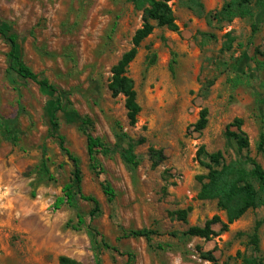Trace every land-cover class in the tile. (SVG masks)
I'll return each instance as SVG.
<instances>
[{"label": "rangeland", "instance_id": "rangeland-1", "mask_svg": "<svg viewBox=\"0 0 264 264\" xmlns=\"http://www.w3.org/2000/svg\"><path fill=\"white\" fill-rule=\"evenodd\" d=\"M202 1L207 13L226 2ZM171 5L179 31L156 28L128 69L142 109L135 126L129 123L125 97L115 98L109 90L113 67L132 49L144 23L143 12L128 0H0V22L19 35L22 61L69 94L60 115L61 134L80 160L83 193L95 197L101 209L91 221L93 204L80 201L79 213L119 250H104L101 264H212L201 252H212L218 264H241L239 253L264 262V207L250 210L212 240L184 236L217 215L227 220L216 201L198 199L200 178L208 173L198 157L200 147L211 154L222 151L227 163L239 158L227 127L242 119L250 140L242 155L264 168V155L258 152L264 133V10L255 9L253 19H236L215 30L182 0ZM229 32L236 41L226 51ZM8 52V42L0 37V120H16L15 141L0 132V264H58L62 256L97 264L86 227L74 229L78 212L67 205L54 207L72 179V166L49 138L56 94L9 76ZM205 109L209 124L197 133L194 125ZM84 117L93 122L92 134L109 145L115 144L117 124L132 138H145L147 143L137 150L142 164L133 169L118 153L99 155L101 169L95 174L87 139L79 130ZM44 147L55 180L38 184L33 198L31 183L38 182ZM150 147L166 154L158 168L148 159ZM105 182L116 193L112 202L103 193ZM188 208L192 211L186 222L172 216ZM260 221V250L255 251L250 239ZM141 229L159 236L152 242L122 238L123 231Z\"/></svg>", "mask_w": 264, "mask_h": 264}, {"label": "trees", "instance_id": "trees-1", "mask_svg": "<svg viewBox=\"0 0 264 264\" xmlns=\"http://www.w3.org/2000/svg\"><path fill=\"white\" fill-rule=\"evenodd\" d=\"M174 0H128L137 10L143 12V25L135 33L133 38V47L125 53L121 60L112 69V78L109 84V90L113 97H125V107L128 113V119L131 126H135L138 117L142 111L135 89L134 81L128 75V69L131 63L136 59L139 49L143 42L148 39L156 28H166L172 32H178L179 26L171 5ZM182 5L199 17L207 19L210 28L219 30L224 25L231 24L236 19H253L254 11L264 10V0H226L220 10L206 12L202 0H182ZM258 27L253 25L254 34L257 33ZM208 37L206 34H203ZM0 37H4L9 44V52L7 54L8 75L17 76L24 81H31L48 91L54 92L56 98L49 119V138L58 143L62 155L66 162L72 166V179L63 189V196L59 197L55 203V209L60 210L67 205L77 211L78 226L74 229L81 230L86 227L87 235L92 245V251L97 260V264H101L102 252L112 251L118 253L119 250L110 245L105 237L100 234L91 224L87 226L84 217L79 213V202H87L93 204L94 208L90 214L93 221L101 213L99 201L93 197L83 193V174L80 167V160L75 156L67 146L66 138L61 134L60 115L66 111L64 102L69 94L61 92L59 88L54 86L47 78L35 73L33 69L27 65L18 55L19 35L6 30L0 22ZM209 37L214 38V35ZM224 49L231 51L234 47L236 38L232 32L225 35ZM69 109L72 104L69 102ZM19 113L22 112L21 100H18ZM75 112V110H73ZM208 110H203L200 119L194 125L195 132L202 133L209 124ZM16 120H0V132L2 137L7 141H15L12 126ZM79 130L87 139V149L91 170L99 175L101 163L99 155L105 157L120 154L122 160L129 167L136 169L142 162L143 157L137 153L139 147L145 145V138L134 139L126 133L120 124H117L115 133V144L109 145L102 139L92 134L93 122L90 118L84 117L80 119ZM244 121L236 119L227 127V135L237 147L239 158L227 163L222 151L209 153L204 146L200 147L198 157L205 165L208 173L200 178L202 188L198 195L201 201H216L217 207L227 216V220L223 221L220 216H215L207 221L202 227H192L184 233L185 237L200 238L212 240L221 233L229 231L232 224L244 217L250 210H257L264 207V168L254 158L249 155L243 156L244 151L250 148V140L243 130ZM258 152L264 155V133L261 135L258 145ZM148 159L153 168H158L167 159L164 150H157L150 147L148 150ZM37 183H31L32 197H36V188L38 184L51 182L55 180L51 172L50 158L48 150L43 148V157L37 168ZM104 195L110 202L116 198V193L111 185L107 182L102 184ZM192 211V208L179 210L172 213V216L179 221L186 222ZM263 221L257 222L254 234L250 239V246L255 251L260 250L259 229ZM216 226H220V232L215 230ZM178 237V234H173ZM159 236V232L151 229L129 230L123 231V239H145L152 242L155 237ZM204 260L212 264H218L212 252H201ZM242 260L241 264H264L263 260L257 257H249L238 254ZM58 264H81L77 260L62 256L59 258Z\"/></svg>", "mask_w": 264, "mask_h": 264}]
</instances>
